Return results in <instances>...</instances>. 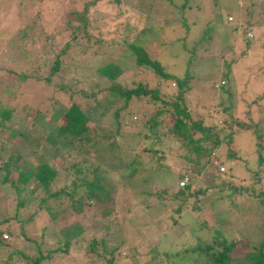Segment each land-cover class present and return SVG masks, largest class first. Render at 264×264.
<instances>
[{"label": "rangeland", "instance_id": "rangeland-1", "mask_svg": "<svg viewBox=\"0 0 264 264\" xmlns=\"http://www.w3.org/2000/svg\"><path fill=\"white\" fill-rule=\"evenodd\" d=\"M81 1L83 0H0V42L9 43L15 40L20 46L21 40L15 33L23 24L29 25L25 28L29 37L32 36L31 32H36L35 42L25 43L26 51L33 53L31 56L22 57L15 54V58L3 55L5 50L0 51V72L3 71L0 87L10 80L7 69H31L41 63L40 59L43 62L45 58L46 61L53 57V53L58 52L69 38L70 23H74L71 9L80 11ZM122 1L124 3L120 7L121 14L105 17V23L100 28L89 27V39L79 43L80 48L85 49L84 52L81 53L80 48L75 47L74 51L63 54V63L67 66L66 69L63 67L61 72V76H75L78 80L73 84V89L82 83L86 87V93L95 92L94 97L98 101L95 106L87 97L79 99L82 110L90 119L89 125H94L98 134L106 131L114 134L112 143L104 142L103 148L93 161L94 164L96 160L101 165L104 177L101 187L108 192V199L103 195V199L98 198L97 201L85 200L84 189L76 186V176L65 168L69 162L67 158L63 161L61 156L69 151L71 137H60L57 145L47 141V133L59 124L60 116L68 107L70 99L57 93L53 85L44 81H34L33 86L31 79V83H25L13 98H7L0 93V104L14 108L0 135V141H4L5 145L0 162H3L7 155L20 156V160L16 162V167L20 169H23V162L32 167L46 162L57 172L55 182L50 183L48 189L50 192L58 191V195L53 198L39 188L38 191L32 192L28 202L15 210L18 215L14 216L13 193L10 189L5 192L0 190V261L3 263L31 264V258L38 246L41 250L55 245L61 247L60 229L73 220L81 224L82 232L71 240L66 252L51 254L50 258L41 260L39 264H189L186 261L181 262L179 258L175 259V251L206 240L209 232L211 234L217 231L227 239L238 240L242 235L257 238V232L264 228V204L259 203L256 198L252 201L250 195L241 196L237 191H233L234 195L229 196L226 203L215 201L210 191L199 198L202 201V211L196 212L195 215L189 210L180 214L179 219L184 223L182 226L176 223L172 227L165 223L167 216L172 212L166 204L168 194L172 185H177L179 173L187 162L164 136L165 148L162 152L156 149L150 157L142 154L138 130L140 128L145 131L144 121L156 107L146 98H132L126 108L130 111V116H127L124 110H119V127L115 131L110 114L111 103L103 101V94L97 91L102 87L98 84L99 79L101 81L103 78L94 72L96 65L113 60L121 68L117 81L125 87L137 82H147L150 87L157 81L149 68L134 65L133 57L126 55L121 44L123 37L128 38V41L135 38L151 57L162 62L168 73L181 77L193 44L196 43L197 37L208 29L204 35L205 42H199L193 52V61L197 63L190 66L192 77L188 79L189 88L183 91L190 115L204 121L211 120L210 113L214 112V104L212 106L211 101H222L225 105L226 94L212 91L209 86L222 80L219 74L224 61L238 58V62L230 65L227 74V87L231 91L228 101L237 120L248 122L253 129L257 119L261 120L256 128H260L264 134V10L261 8L264 1L187 0L189 9H184L183 16L187 27L180 23L181 17L178 16L180 14L177 9L181 0ZM173 6H176L174 11ZM111 7L113 8V5ZM97 8L101 12L111 14L108 3H102ZM248 13L256 20L253 21L255 25L248 29L251 37L235 28L236 24H243V14ZM229 15L232 17L231 21L227 19ZM64 18H70V23ZM93 18L91 12L89 22ZM249 18L252 19V16ZM165 21L167 23L163 25ZM145 26H151L153 33L150 30L141 31ZM209 26H212L213 30H210ZM238 38L243 42L245 40V47L236 41ZM110 39L116 43L108 46ZM43 40L46 44L49 41V46L44 48L41 55L35 58L38 61H35L33 57L43 48V44L45 45ZM94 40L98 44H94ZM228 40L230 41L226 43ZM233 42L234 46L231 48L230 44ZM98 48L108 51L103 56L104 60L93 59L95 55L100 56L93 52L99 51ZM240 50H243L242 57L237 56ZM48 64L47 61L42 63L38 69L39 74L48 72ZM72 67H75L74 71ZM54 78L57 79V75L53 76ZM82 78L84 79L81 80ZM163 90L172 91L168 85ZM26 93L30 95L27 98ZM256 143L250 130L240 129L232 135L230 144L222 143L215 150L217 158L226 168L223 175L226 177L221 183L223 187L240 186L248 193L252 188L256 192L264 193V137L260 149L256 147ZM132 149L138 151L142 165L134 174L128 175L125 162L128 160L127 153ZM232 152L237 154L235 160L223 157L225 154H233ZM160 155L163 159H156ZM158 164L160 169L155 168ZM205 170H211L209 172L215 175L212 166L205 167ZM15 175L16 171L10 169L9 177L14 178ZM89 177L86 175L85 179ZM30 187L31 184L28 189ZM162 189L165 191L162 192ZM40 198L45 200L39 203ZM210 202L213 203V208L215 204H219L212 213L207 211ZM196 204L199 208V200ZM189 207L190 204H186V208ZM25 213H29V221L32 220V224H28L29 228H24L18 223L19 219L25 217ZM2 233H6L7 237L3 238ZM242 238L241 241H244ZM92 241L94 247L91 250L88 244ZM112 248L115 250L110 252ZM15 250L24 253L26 257L13 254ZM235 256V262L244 263L240 259L241 255ZM9 258L8 263L6 261Z\"/></svg>", "mask_w": 264, "mask_h": 264}, {"label": "trees", "instance_id": "trees-1", "mask_svg": "<svg viewBox=\"0 0 264 264\" xmlns=\"http://www.w3.org/2000/svg\"><path fill=\"white\" fill-rule=\"evenodd\" d=\"M259 1L262 2L264 0ZM102 3H108L110 5L111 14L108 12H101L97 8V6ZM122 3H124L122 0L81 1L79 6L81 8L80 11L71 9V14L73 15L72 17H74L73 25L70 23V18H64L67 23H70L68 30L69 38L65 40L63 46L58 50V52L53 53L52 58L46 59V61L49 62L47 69L48 72L39 74L38 70L41 68L42 63H46L45 58L43 62L42 59H40L41 63L36 67L33 66L31 69L22 68L21 70H16L14 67L11 69L9 68L6 70V72L10 75V80L6 82L4 86L0 87L1 94H4L7 96V98H13L25 83H31L30 81L33 80L34 86V81L37 82L41 80L45 83L53 85V87L56 88L57 93L62 94L70 99L68 107L60 116L61 120L59 124L47 133L46 138L47 141L52 145H57V143L60 142V137H62V139H66V137L72 138L69 151L64 152L61 157L63 161L66 158L68 159L69 164L65 166V168L71 170V173L74 175V177L76 176V186L82 187V189H84L83 192L85 200L97 201L98 198L103 199V195L107 197L106 199L109 198L107 195L108 192L101 187V181L104 178L101 165H99L96 160V164H94L93 161L99 151H101V148H103L104 142H108V144L112 143L114 140V134H110L109 131L98 134L94 125H89L90 119L88 115L82 110L79 99H84L87 97L95 106L98 102L94 97L95 92L89 91L86 93V87L82 85V83H80L76 89H73V84L78 81L76 80L75 76H61L62 70H64V68L66 69L67 66H65L63 63V54L70 50L74 51L75 47L79 49V43H81L80 41L84 40L87 42L90 36L88 33L89 27L100 28L105 23V17L111 16L112 14V16L115 17L114 14L116 13L121 14L120 7ZM262 3L263 5L261 8L264 10V2ZM63 5L64 4H62V6ZM111 5H113L114 9L111 7ZM175 7L176 6H173V11L175 10ZM184 9H189L187 0H181L177 9L178 14H180L178 16L181 17L180 23L182 22V25L187 27V24L183 18ZM91 12L93 13L94 18L90 21V23L89 16H91ZM243 16L245 18H243V24H236L235 28L239 29V32L245 34L248 32V29L251 27V25H255L253 21L256 20L251 13L243 14ZM250 16H252V19L249 18ZM165 23L167 22L165 21L162 24L165 25ZM26 26L29 25L23 24L22 26L18 27L15 33L18 35V39L21 40L20 46L16 44L15 40H11L9 43L3 41L0 42V51H6L3 55H9L13 57L15 54H18L19 56L26 57L33 54L31 51H26L25 43L27 41L34 43V36L36 35V32H31L30 34L32 36L29 37V34L25 32ZM211 27L212 26H209V29L213 30ZM149 30L152 33L154 31L151 26H145L143 29H141V31L145 32H148ZM206 32H208V29L205 30V32L203 31V34H200L197 37L196 43L193 44L190 51L191 53L185 60V67L183 69L184 72L183 76L181 77L168 73V71L165 70V67L162 65V62L158 58L151 57L146 52L143 45L137 43L135 38L128 41V38L122 37L121 44L125 48L124 51L127 53L126 55L133 57L134 65L146 66L151 71L152 76H156L157 81H154L150 87H148L147 82H137L130 87H125L119 83L117 78L121 74V68L113 60L103 61L94 67V72L99 77L103 78L101 81L99 79L98 84H100L102 87L97 91L103 94V101H108L111 103L110 114L112 115L114 121V130L116 131L119 127V110H124V113L127 116H130L131 113L126 108L133 100L132 98H146L148 99L149 103L155 105L156 107L144 121L145 131L140 128L138 130V135L140 138L139 143L142 145L140 148L141 151H143L142 154H144L146 157H150L153 155V152H155L156 149L162 152L163 148H165V143L163 140L165 137L169 140L171 146H175L177 150L180 151L179 155L187 162L183 167L182 172L179 173L178 176V180H180L183 176H186L185 184L182 186L172 185L167 198L168 202H166L168 207L171 208L172 212L169 214V216H167L168 218H166L167 220H165V223H168L169 226L171 225L172 227H174L176 223L181 226L184 224L183 221H180L181 218L179 219V217L180 214L182 215V213L185 211L189 210V212H192L194 215L196 212L202 211L203 207L200 205L202 201L199 198L204 197L210 191H212V194L214 195V200L218 202H227L228 197L234 195L233 191H237V193L241 196L245 195V197H247L250 195L252 196V201H254L253 198H256L259 203L264 204L263 192H256L255 189L252 188L248 193L243 187L239 186L237 188L233 185L223 187L221 183L223 178L226 177L223 176L226 173V168L224 167L225 169L223 172H219L217 170V163L221 162L217 158L215 150H217L222 143L227 145L230 144L232 141V135L236 131L240 129L250 130L254 137V141L257 142L256 147H259V149L262 146V138L264 137V134L261 133L260 128H256L261 120L257 119L254 129L248 122L237 120L233 115L234 113L232 112V105L228 101V99L231 98V91L230 88L227 87V74H229L230 65L232 63L238 62V58H236V60L233 58L228 59V61H224L223 69H221L219 74V78H222V80L218 81L216 85L209 86L212 91L217 93H225L227 97V99L224 101L225 105L222 101L214 102L213 98H211V100H213L211 101V105L213 106L214 104V107L212 108L214 112L210 113L213 120L208 119L207 121H204L202 118H194L190 115L188 104L184 101L183 91L189 88L188 79L192 77L189 72L190 66L192 63H197L193 61V59H195L193 57V52L197 49L196 47L198 46L199 42H205L204 35ZM239 38L241 39V36H239ZM239 38L236 41L242 44V47H245V45H243L245 40L243 42ZM44 39L46 40V37H44ZM232 40L235 42L234 39H231V41ZM110 41L111 42H109L108 46L116 43L115 40L110 39ZM229 41L230 40H228L226 43ZM101 42L102 40L99 43ZM234 42L233 44H230L231 48L234 46ZM43 43H45L44 40ZM49 43L50 42L48 41L47 44H43V48L39 50L35 57H33L34 60L41 55V52L44 50V48L49 46ZM93 43L98 44V42L95 40ZM224 44L225 42L223 43V47ZM109 48L110 47H108L107 50H109ZM236 48L238 50V47ZM98 49L99 51L93 52L100 54V56L97 57L95 55L93 59L104 60L103 56H105L108 51L106 52L105 48L103 51L100 48ZM79 50L81 53L85 51V49L81 48ZM243 50H240L237 53L238 57H242ZM92 54L94 53H90V55ZM14 57L17 58V56ZM35 61H38V59ZM62 63L63 66H61ZM88 67L91 66L88 65ZM72 69L74 71L75 67H72ZM2 74L3 71L0 72V77ZM55 75H57V79H53V76ZM83 79L84 78L81 80ZM166 85H168L172 91L165 92L163 88H165ZM29 96L30 95L28 93L25 94V98ZM169 98H172V100H168ZM116 105L119 106L116 107ZM157 106L160 108H157ZM13 111V107L0 104V135L2 134L6 122L9 120ZM217 121L219 124H217ZM61 142L64 143L63 140H61ZM4 146V141H0V156L2 155V152H4ZM232 153L233 154H225L223 157L226 159L228 158L235 160L237 158V154L234 152ZM127 154L128 160L126 159L127 161L125 162L127 165L126 172L128 175H132L137 171V168L142 165V160L139 158V153L136 149H132ZM127 154L125 156H127ZM156 159H163V156L160 155ZM156 159L155 162L157 161ZM18 160H20L19 155H7L5 156L4 161L0 162V190L1 192H5V190L10 189L13 193L15 198V205L13 207L14 216L18 215L15 210L19 209V207H22V205L28 202L32 192L38 191L39 188L47 192V196L55 198L56 195H58V191L50 192L48 189L50 183L55 182L57 175L54 167L48 165L46 162H41L35 167H32V165L27 162H23V165L21 166L23 169H20V167H16V162ZM259 160L260 154H258V161ZM208 166H212V168H214L215 175L209 172L211 170H205V167ZM155 168L160 169V164L155 166ZM10 169L16 171L14 178L9 177ZM86 175L90 177L85 179ZM6 183H8V185ZM30 184L31 187L28 189ZM74 185L75 183L73 182V186ZM230 190H232V192H230ZM164 191L165 189H162V192ZM44 200L45 198H40L39 203H42ZM198 200L199 208L196 204V201ZM188 203L190 204V207L186 208V204ZM206 205L207 203H205V206ZM207 206L209 208L207 211L212 213L215 211L214 209H216V207L218 208L219 204H217V206L215 204L213 208V203L210 202V204ZM220 208L221 210H224V208ZM262 215L264 217V214ZM29 216V213H25V217L19 219L18 223L20 226L22 225L24 228H29L28 224H32V220L29 221ZM80 225V223L78 224L73 220L69 225L63 226L60 229V242L62 244L61 247L59 245H55L52 248L41 250L38 246L36 253L31 258V264H39L41 260L50 258L51 254L66 252L71 240L77 238V236L82 232V227ZM177 232L179 233L180 229L179 231L177 230ZM216 232L217 231L212 232L211 234L209 232L207 239L197 243V245L194 244L191 246H183L179 249V251H175V259L179 258L181 262L186 261L189 264H264V228L257 232V238H249L246 235H242L243 238L242 236L241 238L244 241H241V238L238 240L227 239L219 232ZM1 245L2 239L0 238V246ZM93 247L94 241L88 244L89 249L92 250ZM114 250L115 249L112 248L110 252H113ZM13 254H20L22 257H26V255L22 252H19V250H15ZM164 254L166 255V253ZM235 254L241 255L240 259L244 263L235 262V257L237 256H235ZM96 255L97 253L95 256ZM9 260L10 258L6 262L9 263ZM0 264L7 263L0 261Z\"/></svg>", "mask_w": 264, "mask_h": 264}, {"label": "built area", "instance_id": "built-area-1", "mask_svg": "<svg viewBox=\"0 0 264 264\" xmlns=\"http://www.w3.org/2000/svg\"><path fill=\"white\" fill-rule=\"evenodd\" d=\"M227 19L230 21L231 17L228 16ZM217 169L219 172L224 171V167L222 165H218ZM185 182H186V176H183L180 180L177 181L176 184H177V186H182L185 184ZM3 236H5V235H3Z\"/></svg>", "mask_w": 264, "mask_h": 264}, {"label": "clouds", "instance_id": "clouds-1", "mask_svg": "<svg viewBox=\"0 0 264 264\" xmlns=\"http://www.w3.org/2000/svg\"><path fill=\"white\" fill-rule=\"evenodd\" d=\"M229 17H231L230 15H229ZM231 20H232V17H231ZM230 20V21H231ZM245 35H248L249 37H251V35H250V33L249 32H247V33H245ZM218 165H222V163H217V167H218ZM223 166V165H222ZM224 167V166H223ZM225 169V168H224ZM218 170V169H217ZM3 235H5V236H3ZM1 236L3 237V238H6L7 237V234L6 233H2L1 234Z\"/></svg>", "mask_w": 264, "mask_h": 264}, {"label": "crops", "instance_id": "crops-1", "mask_svg": "<svg viewBox=\"0 0 264 264\" xmlns=\"http://www.w3.org/2000/svg\"><path fill=\"white\" fill-rule=\"evenodd\" d=\"M223 165V164H222Z\"/></svg>", "mask_w": 264, "mask_h": 264}]
</instances>
